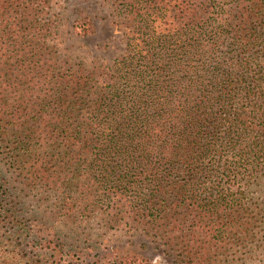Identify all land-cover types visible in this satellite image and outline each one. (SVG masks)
Instances as JSON below:
<instances>
[{"label": "trees", "instance_id": "1", "mask_svg": "<svg viewBox=\"0 0 264 264\" xmlns=\"http://www.w3.org/2000/svg\"><path fill=\"white\" fill-rule=\"evenodd\" d=\"M116 2L125 47L104 63L61 54L45 0H0V264H158L72 253L65 237L81 233L56 224L94 218L152 237L177 264L253 261L264 0Z\"/></svg>", "mask_w": 264, "mask_h": 264}, {"label": "rangeland", "instance_id": "2", "mask_svg": "<svg viewBox=\"0 0 264 264\" xmlns=\"http://www.w3.org/2000/svg\"><path fill=\"white\" fill-rule=\"evenodd\" d=\"M26 0H18L25 2ZM117 0H45L42 5V17L53 25L51 37L62 55L83 59L85 61L98 60L109 63L115 57L122 54L125 47L124 26H120L121 13L117 8ZM86 32V33H84ZM39 193V190H37ZM35 190V198H39ZM41 193V191H40ZM43 193V192H42ZM264 205V199L259 200ZM41 204L34 202V206ZM42 211L44 204L38 207ZM67 222V221H66ZM65 228L57 225L58 231L64 235L70 229L73 235L81 233L80 243L74 237H65L68 243L75 247L93 246L97 249L107 246L113 249L126 250L133 253H141L158 264H177L171 252L163 251L164 247L159 245L152 237L136 230L115 229L103 225L98 218L89 221H78L76 224L68 221ZM257 243L258 255L247 264H264V227H261ZM88 235V236H87ZM88 237V238H87ZM87 239L84 242V239ZM72 242V243H71ZM73 249V248H71ZM72 253L74 249L71 250ZM71 260H77V256H68ZM73 258V259H72ZM61 259H64L62 257Z\"/></svg>", "mask_w": 264, "mask_h": 264}]
</instances>
